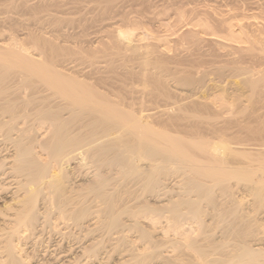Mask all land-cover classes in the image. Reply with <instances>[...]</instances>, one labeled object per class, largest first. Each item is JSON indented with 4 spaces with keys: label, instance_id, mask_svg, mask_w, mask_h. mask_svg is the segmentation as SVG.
Wrapping results in <instances>:
<instances>
[{
    "label": "rangeland",
    "instance_id": "obj_1",
    "mask_svg": "<svg viewBox=\"0 0 264 264\" xmlns=\"http://www.w3.org/2000/svg\"><path fill=\"white\" fill-rule=\"evenodd\" d=\"M229 20L232 22L230 23ZM231 24L234 30H239V33H242L241 35L245 38L248 37L250 42L237 44L222 38L220 35H225ZM120 28L129 29L133 33L132 38L134 40L132 39L129 43L122 38L120 40L117 37V30ZM204 30L208 32L215 31L219 36L215 32V35H210L205 33ZM34 39L39 42V45H43L44 48L40 45V49L47 52L46 55L51 46L58 49L60 54L57 57L60 60L55 57L54 63L56 62L58 68L60 67L59 70L62 69V72L67 71L66 73L70 71L72 75H78L80 79L83 77L82 80L101 87V89L98 87L101 91L108 94L112 92L111 96L113 95L114 98L118 95L117 101H122L123 105L129 108L136 107L135 109L138 110L141 107L138 112L144 118L148 115L149 118L153 117L151 119L147 117V120L153 127L155 125L159 126L154 127L156 130L160 128H168V131L173 130V132H169L175 133V136L173 134L171 136L176 139H178V136H185V134V137L194 136L213 139L219 137L223 132L226 133V137L234 139L237 134H242L240 131H243L244 127L245 131L250 128L254 130L256 128L257 130L264 129V0H0V41L4 42L5 40L4 44L8 45L14 44L13 46L16 49L22 47L26 49L28 54L30 53L31 56L36 57L35 55L38 56L41 51L38 49L39 45L34 48ZM55 40L57 43H55ZM32 45L34 46L33 50ZM36 52L39 53L35 54ZM54 54L55 52L52 55L55 56ZM253 78L254 81L259 80L256 86L251 88L250 82L253 81ZM100 84L104 85L101 86ZM137 110L135 111L137 112ZM150 114H152L151 117ZM45 123H47L45 126L47 129L44 128L43 140L51 141L52 139L49 140V138L55 135L54 131H56L57 124L52 126L53 122L52 125L49 121ZM171 128L176 130L174 131ZM45 135L47 136L44 137ZM186 140L189 139H185V142ZM188 147L194 152L198 150L194 146L190 147L188 145ZM71 152L65 153L66 156L65 154L62 156L64 160L62 157V159H57L59 161H50L52 158L46 151L45 154H42L43 156L41 155L42 159H45L44 161L49 164L50 177L48 174V178L44 181V193L39 194L35 202L36 208H39L42 216L38 222L45 224L44 228L39 226L40 229L37 228V232L34 230L38 238L34 239L37 242L35 244L37 250H33L35 253L38 252L36 253L38 257L42 255L41 253H47L44 255L46 258H49V256L50 258L55 257L57 252H59L58 255L64 253L66 255L64 250L66 248L70 249V247L73 251L69 250L70 254H67L69 257L72 255L77 256L78 253V255H81L82 246L91 241L102 240L99 245H103L102 248L106 249L105 251L101 249L104 253L102 255L107 256L106 258L105 256L100 257V260L104 258L102 264H106V261L107 264L117 261L119 264H166V262L172 264H203L204 256L194 248L202 245L201 249H208L210 241L215 238L219 240L223 231L230 232L228 238L237 235L247 240L264 234L263 225L261 227H257V225L247 227L248 224L252 225L253 223L252 216L247 215V217L239 213V207L233 201L235 199L237 201L239 196V193L235 191V178L233 177H229L225 185L224 183H221L223 184L221 185L203 181L202 183L208 189V193L210 192V196H207L206 190H202L203 187L199 191L200 194L195 191L190 192L192 196L189 195V197H193L194 205L175 203L178 209L184 211V213L180 211L179 214H176L173 210L174 207H172L175 204L172 202L182 196L185 197L186 194L183 195L182 190L187 185L186 180L189 181L191 177L195 176L194 174L192 175L190 172V174L188 172L181 173L174 169L175 166H172V169L169 170H162L157 179L162 177V183H165H163L164 186H159L161 190L156 191L158 193L156 195V192L154 193L150 188L144 187L146 179L144 180L143 177L135 176V173L131 176L117 170L114 171V174L109 171L108 175H112L109 185L112 188L108 185V190L105 191L109 195L112 194L113 200L111 202L108 194L106 195L108 199L105 196L99 197L90 190V183L87 185L89 180L94 179L93 177L96 174L103 172L106 175L107 167H91L86 164L85 160L80 163L76 158L79 152ZM47 158L50 160H47ZM62 165L65 167V172L60 170ZM63 175L64 180L62 179ZM187 175L189 177L191 175V177L188 179L186 178ZM49 178H60L59 180L62 181L60 184L61 189L62 185L64 186L62 191H66L65 194L67 193L66 195L70 196L76 203L80 202L87 205L88 210L83 212L84 215L80 221L76 222L73 218L74 211H76L74 209L75 205L71 206L73 208L69 212H62L57 209L60 194L58 196V191L48 185ZM179 186L181 187L179 188ZM168 189L171 190L167 192L168 197H165L166 194L158 196ZM180 190L182 194L179 192ZM7 194L10 193L3 192L0 195L1 211L4 210L2 201ZM8 195L7 200L10 199ZM163 198L168 200L171 198L172 202L170 200L169 203L168 200ZM144 201L145 203L150 201L149 203L154 207L153 210L148 211L142 206H137L141 205L140 202L143 205ZM125 203H128V209H131L132 212L120 216L125 222L123 227L126 231H123L124 233L116 232V230L109 232L104 227L103 220L105 219L102 215L105 214L103 213H106L109 207L115 206L114 208H117ZM79 204L76 206L78 207ZM133 211H136L137 214L134 213V215ZM47 219L50 220V223L47 222ZM133 221H137V224ZM38 222H36V225ZM182 223L183 225H180ZM143 228L146 229L147 234H142ZM256 231L257 233H255ZM160 232L169 237L171 235L173 239L176 238L173 240L174 242L178 241L175 242L174 246L168 244L152 247L147 242L145 244L146 235L152 233L151 235L156 236ZM206 235L210 239L209 243L205 242L208 240L205 238ZM27 240L30 241V239ZM188 240L195 241V243L193 242V248H191L192 246ZM130 241H132V244L127 245L131 243ZM218 242L220 244L219 240L215 241L213 245L218 246ZM229 242L233 243L232 240ZM29 243L27 242V244ZM250 244L255 245L254 241H251ZM22 245L24 252L32 251V247L29 248L31 243L30 246L24 245V242ZM47 245L48 247H46ZM210 247L212 248V246ZM45 249L50 250V253ZM61 250L64 252L60 253ZM67 255L66 258H68ZM60 256L63 257L61 260L66 259L63 255ZM84 256L78 257V259H81L78 263L91 264L88 262L89 260H85L87 257ZM57 261L59 260L57 259Z\"/></svg>",
    "mask_w": 264,
    "mask_h": 264
},
{
    "label": "bare ground",
    "instance_id": "obj_2",
    "mask_svg": "<svg viewBox=\"0 0 264 264\" xmlns=\"http://www.w3.org/2000/svg\"><path fill=\"white\" fill-rule=\"evenodd\" d=\"M228 28L229 29L227 33H225V35H220L222 38L232 42H236L237 44L250 42L248 37L245 38L241 35L242 33L241 34L239 33V30H234V28H232V24L229 25ZM204 32L209 33L210 35L211 34L215 35L216 33V35L219 36L218 33L215 31H214L215 33L212 31L208 32L206 30H204ZM132 36L133 33L129 29L120 28L117 30V37L120 38V40L122 38L127 43L132 41L133 39ZM35 40L36 39H34L35 47L32 45V50L33 47L36 48V46L38 47L39 45V42ZM4 42L0 41V195H2L3 192L10 193L9 195L7 194L10 199L7 200L8 199L6 198L7 195L5 199L2 198L4 210L3 211L0 210V215H1L0 264H79L80 263L79 260L81 259L80 258L78 259V257L79 256L82 257L85 254L86 255L84 257H87L85 260L86 261L89 260L88 262H90L91 264H102L104 258L100 260V257L102 256L103 257L105 256V258L107 257L106 255H102L103 253L102 251L103 250L105 251L106 249L102 248L103 245L102 246L99 245L102 243V240H98L97 242L91 241L86 245L82 246L80 251L81 255H78L79 254L78 253L77 256L71 254L72 256L69 257L67 254L73 250H71V247L70 249L66 248L68 252L66 251V249L64 251L66 252L68 258L65 257L66 256L65 253L58 255L59 252H57L56 256L58 257L56 256L54 257L53 255L49 254L53 257L50 258V256L48 255L49 258L48 257L46 258L44 255H46L47 253L46 254L41 253L43 256L41 255L38 257V255L36 254L38 252L36 253L34 252V250L35 251L37 250V248H35L36 246L35 244L37 242H35L36 240H34L38 238L36 234L37 232L36 229L37 228L40 229V227L44 228L45 225V224L44 225L40 224L38 222L39 218L42 216L40 214L41 212L39 211V208L38 207H37L38 209L36 208V203H35L37 200L36 198L39 196V194L44 193V188H45L44 181L45 179L48 178V174H49V170H48L49 164H47V162L44 161L45 159L44 160L42 159L43 158L42 154H45V151L50 154L51 156L50 158L52 159L50 160L49 158H47V160L49 159L50 161L52 160L59 161L57 160L59 158L60 159L63 158L64 160V157L62 156H64L65 153L71 151H72L71 153H73V151L74 152L78 151L79 153H77L78 156L76 158L80 163H82V161L85 160L86 164H89L91 167L92 166L95 168L107 167L105 173L106 175H104L103 172H100V174L98 175L96 174L93 177L94 179L89 180V182L87 183V185L90 183L89 184L90 190L96 193L97 196L99 197L105 196V198H107L106 195L108 194L107 191L105 190L106 189L108 190V185L111 183L112 180V175L111 176L108 175L109 171H112L113 174L114 171L116 170L121 171L123 174H128V175L129 174L134 175L135 173V176L136 175L141 176L143 177L144 180L146 179L145 180L146 185L144 187L150 188V190L154 193L156 191L158 192V190H161L159 189V186L161 185L164 186L163 183L165 182L162 183V179H161L162 177L160 179H157V177H159V173L162 170H169L172 169V166H175L174 169H176L181 173L182 172L183 173L188 172V174L192 173V175L194 174L195 176L191 177L190 175L191 178L189 177V175L186 176V178L188 179L190 178L189 181L186 180L187 185L189 182L188 187H186L187 186L186 185L184 189L183 186L181 185L183 188L182 190L184 193L183 195L186 194L185 197L182 196L181 198H177L178 200H174L175 202H172L171 198H169V200L167 198L166 199L163 198L165 200H168V202L171 200L170 202L174 204L175 203L178 204L179 202V204L182 205L183 204L188 205V203L190 205L191 204L194 205L195 203L194 199H192L193 197H191L192 195L190 194V192L192 191H195L197 192V194L198 193L200 194L199 191H201V188L203 187L202 190H206V192L208 193L207 191L208 189H206V187H204V183H202L203 181L204 182L209 181L212 183L214 182V184L224 183L225 185L229 177H233L235 178V183H234L236 186L235 191L236 193H239V196L238 197L236 196L237 201L236 199L233 201H235L237 206L239 207L240 214L242 213L245 216L247 215L252 216L253 223L252 225L248 224L247 227L253 225H257V227L258 226L261 227L262 225L264 226V133H263L264 129L263 128L262 129L260 128L259 130H257V128L256 130L250 128L249 130L247 129L248 131H245L244 130L245 127H244L242 129L243 131H240L242 132V134L241 135L240 133L237 134V136L234 137V139L226 137L225 136L226 133L224 132L221 133L219 137L213 139L212 138L207 139V137L206 139H203L194 136L185 137L186 134L185 136H178V137L176 135V137L178 138L176 139L175 137L171 136L173 133L170 132H173V130L171 131L169 130L170 131L169 132L167 127H166L167 129L157 128L159 130H156V128L154 127L157 125L153 127V125L150 124L149 120H147L149 118L148 117L149 115L146 116L147 115L146 113L145 114L146 117L144 118L143 115L141 116L140 113L138 112V110H140L141 107L138 110L135 109L136 107H131L133 108L131 109L126 105H123L122 101L121 102L117 101L118 95L116 96L117 97L116 99V97L115 98L112 97L113 95L111 96L112 92L111 94L109 93L110 94L109 95L108 93L101 91L100 90L101 87L95 86L96 84H92L91 82L89 83L86 80H82L84 79L83 77L82 79H80L78 78V75L76 76L73 73L75 75L74 76L72 75V73H70V71H68L70 73L69 74L66 73L67 71L62 72V69L59 70L60 67L58 68L56 62L54 63L55 57H57V55L60 54L56 47L55 49L53 46H51L49 48L48 54L46 55L47 52H45L43 49H40V45H41L40 44L38 49H40L39 51L41 52L40 53L38 52L39 54L36 52L35 54H38V56L35 55L36 57H33L34 55L31 56L30 53L29 55L26 52V49H23L22 47L20 49L19 47L18 49H16L13 46L14 44L8 45V44H4ZM55 43H57V41ZM29 44L31 43L29 42ZM41 47H43V45H41ZM30 49H31V45H30ZM54 52H55L54 54L55 56L52 55ZM50 55H52V57H50ZM57 58H58L57 60H60L59 57ZM258 80L254 81V78L253 81L250 80L251 88H254L256 86ZM135 110H137V112ZM141 113L143 114L142 111ZM151 115L152 114H150V117ZM46 121H49L51 125L53 122L52 126L57 124L56 131L51 129L54 131L55 135L52 137V135L50 134L52 138H49L48 136L49 140L52 139L51 141H48L47 140L48 138L46 139L47 141L43 140L44 128L47 124L45 123ZM54 122L56 123L54 124ZM166 122L168 123V121ZM177 129L179 128L177 127ZM175 130L176 129H174V131ZM239 130L241 129L239 128ZM239 130H237V132H239ZM177 133L178 132L176 131V134ZM181 134L183 135V133ZM46 136L47 135H45L44 137ZM185 139H189L186 140L187 143L185 142ZM188 145H190V147L194 146L198 150L194 152L190 150ZM62 167L63 165L61 166L60 170L64 171L65 167H63V169ZM64 175L62 178L63 180L65 179ZM196 175L197 177L198 176L199 177L197 178ZM56 178L48 179L50 180L48 185L50 187L55 188V191L56 190L58 191V196L60 194V196L58 197L59 200L57 201L58 204L57 206L56 205L55 206L57 207V209H59L62 212L64 211L69 212L73 208L71 206L75 205L74 209L76 211H74L75 213L73 215V218L76 220V222L80 221V219L83 218L84 215L83 212L88 210L87 205L85 203H80V202L76 203V201H74L70 196H67L66 195L67 193L65 194L66 191L65 192L62 191L64 190L63 185L61 189L60 184L62 181L59 180L60 178L59 179ZM140 179L143 180L142 178ZM112 184L114 183L112 182ZM181 186H179V188ZM168 191L170 192L171 190L168 189L163 194H161L162 193L161 192L160 195L158 196L161 195L164 196L166 194L165 195L166 197ZM157 192L156 195L158 194ZM179 192L181 193V190ZM209 193L207 194V196H210ZM189 195L191 196L189 197ZM170 197L173 198L174 196H170ZM108 198H110V201L113 200L112 194L110 195L108 194ZM149 202L147 201L145 203L144 201V204L142 205L143 203L142 200V203L140 202L141 205H137V206H142L145 208V210L148 211L151 209L153 210L154 207H152L153 205L151 206ZM77 204H79L78 207L76 206ZM125 204L120 205L117 208H114L115 206L112 208L109 207V210L106 211V213L105 212L103 213L105 215L102 216L106 220V221L103 220L104 227L109 232H111L112 230L114 231L116 230V232L124 233L123 231H126L125 228L123 227V225H125V222L120 216L121 214L124 213L127 214L129 212L130 213L132 212L131 209H128L129 208V205H127L128 203L126 204V206ZM175 206H172L174 207L173 209L174 213L179 214L180 211H182V209H178L177 206L175 208ZM182 212L184 213V211ZM134 213L137 214L136 211L135 212L133 211V214ZM48 219L47 222L49 221L48 223H50V220ZM36 222H38L37 225ZM134 223L137 224V221ZM132 224L130 225V227L132 226ZM180 225H183V223ZM143 233L147 234L148 232H146V229L143 228L142 234ZM228 233L230 234L229 231L222 232L219 238L220 244L218 242V246H214L213 244L215 241L217 242L219 240L215 238L214 240L210 241V239H208V235H206L207 237L205 236V238H207L208 240L206 241L204 240L206 243L207 242L209 243V241L211 242L208 245L209 246L208 249H201L202 245L200 246L195 245L196 248L194 249L198 250L202 254V256H204L203 257L204 259L202 261L203 264H264V234L263 236L258 235L257 237H252L251 239L247 240L246 238L241 236L239 237L237 235L235 236L233 235L232 238H228ZM255 233H257V231ZM151 234L152 233L146 235L144 241L146 240L145 244L147 242L152 247H158V246L160 247L168 244L174 246L175 242L178 241L176 240L174 242L173 240L176 238L173 239L171 238V235L169 237L161 232L156 236ZM260 234L262 235L261 232ZM27 239H30V241ZM22 240H24L23 241L24 245L26 244L28 246L31 243V246L29 245L30 246L29 248L32 247L31 248L32 251L29 250V252H24V249L22 248L23 245L21 246V244H23V242L21 243ZM191 240H188V242L190 241V244L192 246L191 248H193L194 247L193 242L195 243V241L192 242ZM231 240L233 241V243L229 242ZM25 241L30 243L27 244V242L25 243ZM251 241H254L255 245L250 244ZM130 242L131 243H128L127 245L132 244V241ZM210 246H212V248ZM46 247H48V245ZM101 249L103 250L101 251ZM49 251L48 253H50ZM64 251L61 250L60 253ZM33 252L35 253V255ZM106 252L108 253V251ZM60 255H63L66 259L61 260L63 259V257ZM57 259L62 262L57 261ZM122 261L120 260V262ZM117 262H113L110 264H119ZM166 264H172V263L166 262Z\"/></svg>",
    "mask_w": 264,
    "mask_h": 264
}]
</instances>
